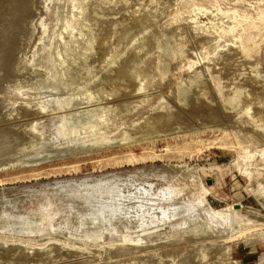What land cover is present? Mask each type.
I'll use <instances>...</instances> for the list:
<instances>
[{
	"label": "rangeland",
	"instance_id": "374dc122",
	"mask_svg": "<svg viewBox=\"0 0 264 264\" xmlns=\"http://www.w3.org/2000/svg\"><path fill=\"white\" fill-rule=\"evenodd\" d=\"M0 264H264V0H0Z\"/></svg>",
	"mask_w": 264,
	"mask_h": 264
},
{
	"label": "bare ground",
	"instance_id": "6f19581e",
	"mask_svg": "<svg viewBox=\"0 0 264 264\" xmlns=\"http://www.w3.org/2000/svg\"><path fill=\"white\" fill-rule=\"evenodd\" d=\"M116 192H118V191H116ZM175 193H176V192H175ZM113 194H114V193H113ZM113 194H112V195H113ZM143 194H144V193H143ZM161 194H162V193H161ZM169 196H170V195H169ZM169 196H168V197H169ZM111 197H112V196H111ZM149 197H150V196H149ZM161 197H162V196H161ZM119 198H120V197H119ZM153 198H154V197H153ZM166 198H167V197H166ZM174 198H175V197H174ZM149 199H150V198H149ZM156 199H157V198H156ZM167 199H168V198H167ZM158 200H160V199L158 198ZM161 200H162V199H161ZM170 201H171V200H170ZM112 207H114V206H112ZM161 216H163V214H161ZM164 216H166L165 213H164ZM164 216H163V218H164ZM167 216H168V215H167ZM167 216L165 217V218H166V221H167L169 218L171 219V217H168V218H167ZM169 216H170V215H169ZM114 217H115V216H114ZM172 217H173V215H172ZM161 220H162V218H161ZM164 220H165V219H164ZM164 220H163V221H164ZM159 222H160V220H159ZM162 223H163V222L161 221V224H162ZM159 224H160V223H159Z\"/></svg>",
	"mask_w": 264,
	"mask_h": 264
}]
</instances>
